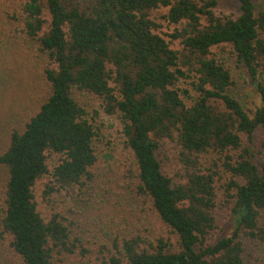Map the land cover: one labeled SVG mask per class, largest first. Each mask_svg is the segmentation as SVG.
<instances>
[{
  "label": "trees",
  "instance_id": "1",
  "mask_svg": "<svg viewBox=\"0 0 264 264\" xmlns=\"http://www.w3.org/2000/svg\"><path fill=\"white\" fill-rule=\"evenodd\" d=\"M257 1L238 0L241 13L234 17L217 13L218 0H21L20 19L45 58L48 87L24 128L11 129L0 154L8 173L1 234L12 237L22 264H74L55 253L87 251L71 239L66 217L42 216L34 193L37 180L50 172L51 153L61 155L53 175L62 188L92 178L100 125L75 89L94 93L106 113L118 117L137 166L138 194L151 199L177 236L176 243L139 233L116 236L111 246L102 245V264H252L246 240H264V153L258 158L244 147L258 129L264 132V6ZM161 9L174 27L164 33L170 39L155 19ZM220 44H230L254 76L262 66L254 109L231 92V71L210 56ZM165 141L179 149L178 180L158 156ZM211 150L224 154L231 174L229 225L218 235L220 175L202 162ZM229 151L241 152L234 159Z\"/></svg>",
  "mask_w": 264,
  "mask_h": 264
},
{
  "label": "rangeland",
  "instance_id": "2",
  "mask_svg": "<svg viewBox=\"0 0 264 264\" xmlns=\"http://www.w3.org/2000/svg\"><path fill=\"white\" fill-rule=\"evenodd\" d=\"M20 2L21 0H0V154L9 144L11 129L16 127L22 130L48 95V87L42 82L45 58L38 53L36 41L28 38L24 31L20 19ZM257 5L264 6V0H258ZM216 11L234 17L241 13L238 0H218ZM166 12V9H161L155 13L159 31L163 34L172 32L174 28L165 20ZM165 37L170 39L167 35ZM173 46L181 48L178 42H173ZM210 56L218 59L231 71L235 82L231 92L246 109H254L260 103L257 84L262 66L258 68V75L254 76L239 60L230 44L212 47ZM183 86L192 88L190 84ZM74 96L89 110L91 117L95 118V124L100 125L96 139L99 159L90 168L92 178H85L84 185L66 189L60 186L53 175L61 155L51 153L47 160L50 172L36 182L34 193L42 216L49 220L58 212L66 217V224L71 229V239L78 238L87 250L84 254L79 251L55 253L56 257L74 264H102V245L111 246L116 236L123 238L133 233L151 239H170L176 243V234L160 219L151 199L138 194L137 166L133 154L124 142L118 117L107 114L103 100L94 93L75 89ZM263 143L264 132L260 128L256 131L254 140L245 141L244 147L250 146L259 158L264 153ZM240 152L229 151L234 159L239 157ZM223 155L216 150L202 155L203 165L218 171L220 175L217 181V235L222 233V227L229 225L230 202L226 196V184L231 174L223 166ZM158 156L163 161L165 172L176 180L180 179L179 172H183L176 143L165 141ZM7 179V169L0 163V264H22L21 257L11 245L12 237L6 233L1 234ZM50 187H54L51 192ZM260 225V236L264 237V210ZM246 244L251 263L264 264V240L247 238ZM257 257H261V260L258 261Z\"/></svg>",
  "mask_w": 264,
  "mask_h": 264
}]
</instances>
